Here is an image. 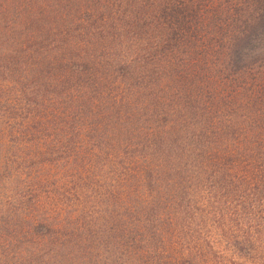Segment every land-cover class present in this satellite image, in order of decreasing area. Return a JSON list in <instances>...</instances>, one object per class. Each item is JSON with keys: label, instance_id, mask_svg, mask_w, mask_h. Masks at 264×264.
<instances>
[{"label": "trees", "instance_id": "16d2710c", "mask_svg": "<svg viewBox=\"0 0 264 264\" xmlns=\"http://www.w3.org/2000/svg\"><path fill=\"white\" fill-rule=\"evenodd\" d=\"M0 264H264V0H0Z\"/></svg>", "mask_w": 264, "mask_h": 264}]
</instances>
